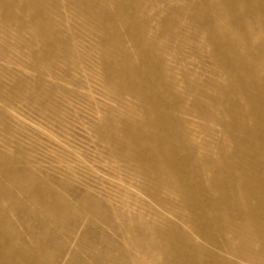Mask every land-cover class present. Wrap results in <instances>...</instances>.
<instances>
[{
	"label": "rangeland",
	"instance_id": "obj_1",
	"mask_svg": "<svg viewBox=\"0 0 264 264\" xmlns=\"http://www.w3.org/2000/svg\"><path fill=\"white\" fill-rule=\"evenodd\" d=\"M81 1L46 0L47 15L38 16L24 9L27 0H0L9 8L0 9V253L9 264H164L161 250L149 244L156 238L151 228L181 223L165 210H182L187 218L192 212L179 186L175 205L153 200L154 191L165 196L166 189L145 176L141 161L129 152L139 140L124 136L127 119L146 127L141 104L129 94H115L110 66L117 75L125 72L114 62L147 64L148 56L139 55L132 41L140 34L128 27L150 20L145 38L154 39L167 58L200 48L197 57L181 62L179 73L202 85L213 67L210 47L188 23L217 1ZM219 24L232 31L226 22ZM178 142L181 150L190 149L188 142ZM211 144L208 153L219 155ZM208 186L187 195L212 216L217 193Z\"/></svg>",
	"mask_w": 264,
	"mask_h": 264
},
{
	"label": "bare ground",
	"instance_id": "obj_2",
	"mask_svg": "<svg viewBox=\"0 0 264 264\" xmlns=\"http://www.w3.org/2000/svg\"><path fill=\"white\" fill-rule=\"evenodd\" d=\"M45 1L27 0L24 9L46 16ZM216 1L208 4L212 11H197L188 23L194 36L203 34V42L210 47L213 67L202 85L186 82V75L180 77L179 73L181 62L197 57L200 48L185 57L170 54L173 57L167 58L154 39L145 38L151 33L150 20L128 27L140 34L132 41L139 55L148 56L147 64L133 67L114 62L118 71L125 72L117 75L110 66L115 94H129L141 104L146 127L138 128L134 120L127 119L124 136L139 140L129 152L141 161V172L166 189L165 196L161 189L154 191L153 200L175 205L174 189L179 186L183 205L192 212L187 218L182 210H165L181 223L151 228L156 238L149 244L161 250L164 264H264V0ZM138 3L133 0V5ZM79 5L87 7L82 1ZM119 7L123 8L120 1ZM5 8L8 4L0 3V9ZM172 15L169 12L162 19L161 32ZM220 22H226L232 31H226ZM259 26L254 35L253 29ZM152 58L157 59L156 64ZM214 75L219 77L217 82L211 77ZM146 137L156 143H147ZM179 140L188 142L190 149L181 150ZM211 143L221 150L219 155L208 153ZM214 168L220 172L211 175ZM208 183L207 188L217 193L210 202L212 216L203 214L187 195ZM4 238L7 242L6 235ZM15 256L10 260L15 261ZM21 258L24 256L16 261ZM0 264H9L1 253Z\"/></svg>",
	"mask_w": 264,
	"mask_h": 264
}]
</instances>
